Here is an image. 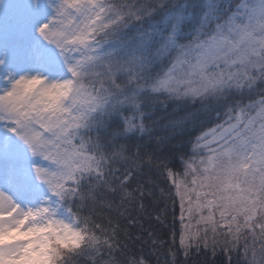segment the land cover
<instances>
[{"label":"snow or ice","instance_id":"snow-or-ice-1","mask_svg":"<svg viewBox=\"0 0 264 264\" xmlns=\"http://www.w3.org/2000/svg\"><path fill=\"white\" fill-rule=\"evenodd\" d=\"M169 201L264 264V0H0V264H176Z\"/></svg>","mask_w":264,"mask_h":264},{"label":"trees","instance_id":"trees-1","mask_svg":"<svg viewBox=\"0 0 264 264\" xmlns=\"http://www.w3.org/2000/svg\"><path fill=\"white\" fill-rule=\"evenodd\" d=\"M161 101H163V97H161ZM174 112H175V106L172 105L170 102L161 103L157 107V109L155 110L153 119H155L159 125V123L165 122V120L168 117H171L172 115H174ZM223 119H225V117L223 116V113L221 112L219 121H217L216 117L213 116L212 119L206 120L203 123V125L198 124L196 127H190L188 129L187 133L182 138V141L174 142V145H177L182 152L190 151V145L188 143L189 140H192L197 135H199L202 129H206L210 126H213L216 122H222ZM173 167L177 171L181 170V164H180L179 160L174 161ZM152 179H154L156 181V183L161 184V186H163L161 178L153 175ZM168 207L170 210L168 212L166 223H164L163 225L153 223L151 225V228L154 231H156L159 234V236L162 239H164L165 241L171 240V234L173 232L177 233L176 244L174 246V250H177L176 264H185V258L182 254V250H179L178 233H179V229H180V224H179V220H178V216H179L178 204H177V210H176L177 219H176L175 223H173V219H172V212H171L172 204L170 201L168 202ZM148 227H149V225L145 224V228H148ZM131 231L133 233L139 234L136 229H132ZM137 247L139 248L140 245H137ZM145 251L147 252L148 248H145ZM156 259H157V257H155V256L152 257V264H156ZM170 259H171L170 257H166L163 255V250H162V252L159 256L160 264H165V260H170ZM187 264H229V262L227 259V255L222 254V253H220L219 250H217V256L215 259H213L211 256H208L205 253H201L199 255L194 253L189 258V260L187 261ZM231 264H238V258L235 255H233Z\"/></svg>","mask_w":264,"mask_h":264}]
</instances>
